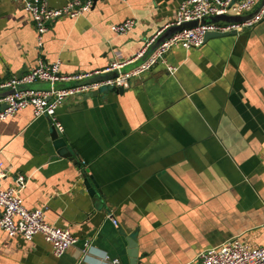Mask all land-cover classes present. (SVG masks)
I'll return each mask as SVG.
<instances>
[{"label": "crops", "instance_id": "obj_1", "mask_svg": "<svg viewBox=\"0 0 264 264\" xmlns=\"http://www.w3.org/2000/svg\"><path fill=\"white\" fill-rule=\"evenodd\" d=\"M183 1L98 0L51 22L37 47L22 2L0 0V82L39 60L59 59L71 74L129 58ZM128 18L132 30H112ZM57 117L66 147L32 107L0 120L2 186L24 175L25 205L43 207L77 242L57 256L42 234L11 237L0 227L1 264H131L126 236L137 241V264H188L236 237L264 245V19L200 47L174 46L123 94L69 97Z\"/></svg>", "mask_w": 264, "mask_h": 264}, {"label": "built area", "instance_id": "obj_2", "mask_svg": "<svg viewBox=\"0 0 264 264\" xmlns=\"http://www.w3.org/2000/svg\"><path fill=\"white\" fill-rule=\"evenodd\" d=\"M17 1L22 2L24 10L34 21L38 34L37 47H42L43 37L51 22L61 17L77 18L89 12L98 0H68L60 7L50 6L47 0ZM259 4L260 0H185L180 3L176 19L172 23L150 35L131 57L114 59L104 69L67 74L61 72V60H39L30 71L12 75L0 82V91H3L0 94V120H5L26 107H32L35 117H48L58 132H63L64 127L57 117V109L67 98L83 96L102 87L127 89L135 77L149 71L156 64L165 62L167 53L174 46L186 49L200 47L208 32L238 34L251 29L264 19V2ZM217 15L239 16L243 19L203 21L206 17ZM195 20L198 21L197 25L174 32L150 51L151 46L157 43L169 27ZM135 24V19L128 18L113 24L111 28L115 33L122 34L132 30ZM167 68L171 72L176 70L171 65ZM111 72H116V76L102 77ZM37 83H47L48 87H37ZM6 175V170L0 169L1 229L11 237L22 235L25 239L42 234L57 256L75 245L77 238L72 231L67 227L50 224L43 207L28 208L25 205L20 194L26 183L25 176L19 175L17 185L4 188L2 181ZM113 262L117 263L118 259H113ZM188 264H264V245L252 246L236 237L202 251L196 260Z\"/></svg>", "mask_w": 264, "mask_h": 264}, {"label": "water", "instance_id": "obj_3", "mask_svg": "<svg viewBox=\"0 0 264 264\" xmlns=\"http://www.w3.org/2000/svg\"><path fill=\"white\" fill-rule=\"evenodd\" d=\"M243 17H239V16H226V15H217V16H212V17H206L204 18V22H216V21H220V20H233V21H240L242 20ZM198 21H191V22H187L182 24L181 26H171L169 27L158 39L156 45L158 43H160L162 40H164L165 38L169 37L171 34H173L174 32L182 29V28H186V27H193L195 25H197ZM229 33H219V32H208L206 34V38L208 37H212V36H224V35H228ZM116 72H111L108 73L106 75H102V77H111V76H116ZM97 78V77H96ZM46 87H48V84L46 83ZM45 87V88H46ZM111 89L113 91H116L119 94H123L126 91V88H116V87H102L99 88L97 90L92 91L91 93H88L87 95L90 96H97L99 93L103 92L104 90H108ZM4 107V106H3ZM51 136L52 138L55 140L56 143L62 144L66 147V142L64 137L60 136L58 130L56 129V127L54 125H52V132H51ZM65 156H68L70 158H74L72 152L66 148V153H64ZM94 181V180H93ZM119 230L123 233L126 234V232L123 230V228L120 226ZM127 242H128V254L130 257V262L131 264H137L138 261V257H139V251H138V245H137V241L133 236H126Z\"/></svg>", "mask_w": 264, "mask_h": 264}]
</instances>
